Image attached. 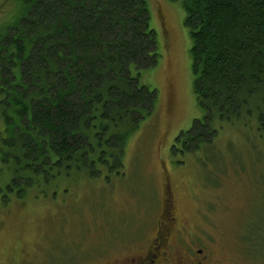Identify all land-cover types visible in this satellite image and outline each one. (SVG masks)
Returning a JSON list of instances; mask_svg holds the SVG:
<instances>
[{
	"label": "trees",
	"instance_id": "trees-1",
	"mask_svg": "<svg viewBox=\"0 0 264 264\" xmlns=\"http://www.w3.org/2000/svg\"><path fill=\"white\" fill-rule=\"evenodd\" d=\"M16 1L0 34V209L120 176L128 137L157 102L141 73L161 57L147 0ZM171 1L185 12L204 112L173 154L234 127L264 141V0Z\"/></svg>",
	"mask_w": 264,
	"mask_h": 264
},
{
	"label": "rangeland",
	"instance_id": "rangeland-1",
	"mask_svg": "<svg viewBox=\"0 0 264 264\" xmlns=\"http://www.w3.org/2000/svg\"><path fill=\"white\" fill-rule=\"evenodd\" d=\"M4 1L0 34L20 11ZM147 2L161 57L140 82L157 102L129 135L120 176L80 179L56 200L30 195L0 209V264H98L118 250H147L169 191L182 225L174 243L188 255L190 244L211 250L212 264H264V141L234 127L197 153L173 154L204 112L181 3Z\"/></svg>",
	"mask_w": 264,
	"mask_h": 264
},
{
	"label": "flooded vegetation",
	"instance_id": "flooded-vegetation-1",
	"mask_svg": "<svg viewBox=\"0 0 264 264\" xmlns=\"http://www.w3.org/2000/svg\"><path fill=\"white\" fill-rule=\"evenodd\" d=\"M177 216L175 197L172 200V194L169 191L162 202L161 218L157 223L156 236L151 240L148 249L141 251L137 249L136 251L134 249L118 250L114 257L98 264H212L214 257L211 250H195L188 244L195 252L193 255H188L174 243L173 237L177 231H181L182 226L180 217ZM167 234L169 238H166Z\"/></svg>",
	"mask_w": 264,
	"mask_h": 264
}]
</instances>
